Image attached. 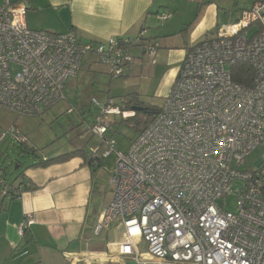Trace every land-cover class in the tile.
I'll use <instances>...</instances> for the list:
<instances>
[{
	"label": "built area",
	"instance_id": "1",
	"mask_svg": "<svg viewBox=\"0 0 264 264\" xmlns=\"http://www.w3.org/2000/svg\"><path fill=\"white\" fill-rule=\"evenodd\" d=\"M25 12L24 1L0 4V110L18 116L41 115L65 99L66 82L78 76L85 55L116 78L136 60L132 46L150 57L156 51L144 29L131 39L80 41L73 29H30ZM239 62L253 71L248 86L231 79ZM92 103L98 113L87 132L105 149L91 147L90 159L115 154L111 195L93 231L99 235L112 223L123 227L122 239L111 243L116 254L103 264H121L122 257L136 264H264V151L254 167L245 168L246 155L264 148V0L190 47L163 104L124 152L115 149L109 116L127 118L134 111L113 99ZM9 135L28 144L14 124L0 129V142ZM25 186L11 185L0 165L2 199L19 197ZM231 195L234 212L224 209ZM34 221L32 213L24 214L20 237ZM135 239L145 241V253L135 248Z\"/></svg>",
	"mask_w": 264,
	"mask_h": 264
},
{
	"label": "crops",
	"instance_id": "2",
	"mask_svg": "<svg viewBox=\"0 0 264 264\" xmlns=\"http://www.w3.org/2000/svg\"><path fill=\"white\" fill-rule=\"evenodd\" d=\"M9 1H24L30 29L52 33L73 29L80 41L131 39L144 29L146 39L157 45L155 54L150 57L140 46L129 49L136 60L126 66L123 76L115 78L123 79L120 83L124 86L117 94L141 91L145 80L160 79L158 92L165 97L187 51L213 34L219 15L214 0ZM163 13L167 14L165 20L160 18ZM93 63L88 58L86 69L97 72L95 69L100 68ZM135 79L140 81L137 87ZM132 98L124 97L120 103ZM79 149L56 150L24 166L16 180L8 179L11 185L30 186H25L19 197H0V264H103L109 255L116 254L111 243L122 239V225L112 223L99 235L93 231L111 195L112 172L106 169L104 159H90L89 149L46 165H34ZM26 213H32L35 221L28 234L20 237L17 225ZM134 243L139 252H146L145 241L135 239ZM85 257H90L89 261ZM121 264L136 262L122 257ZM149 264L157 262L151 260Z\"/></svg>",
	"mask_w": 264,
	"mask_h": 264
},
{
	"label": "rangeland",
	"instance_id": "3",
	"mask_svg": "<svg viewBox=\"0 0 264 264\" xmlns=\"http://www.w3.org/2000/svg\"><path fill=\"white\" fill-rule=\"evenodd\" d=\"M214 1L219 5V15L217 27L213 29V36L223 25L235 23L240 12L251 7L256 0ZM253 28H255L254 25ZM251 29L252 27L249 28L250 31ZM88 58H91L95 62L93 64L100 68L95 69L97 72L94 69H86ZM103 71L106 72L105 66L98 63L93 55H85L78 76L71 77L66 82L65 99L55 103L43 114L18 116L8 109L0 110V129L6 130L14 124L28 139L27 145L16 143L10 136L0 142V165L3 166L8 179L16 180L24 166L43 156H49L56 150L62 152L78 147L89 151L90 147L95 146H100L101 150H104L105 146L100 145L99 139L87 132V125H92L98 113V107L92 103V99H98L101 102L113 99L117 105H121V99L131 96L133 100L125 106V109H130L133 105L148 109V111H138L136 116L131 115L132 117L127 118L121 115L109 116L113 122L110 135L116 142L115 149L122 152L127 149L140 129L152 117L149 111L157 110L164 102V96L158 92L160 79L145 80L141 91L117 94L118 90L124 88L120 83L123 79H115ZM134 82L135 87L140 84V81L136 79ZM263 151V146H257L251 150L245 157V168L254 167V163ZM104 162L106 169L113 172L115 154L105 157ZM15 165H18L17 168ZM239 168L242 169V167ZM224 201L226 211L236 210L235 196L231 195Z\"/></svg>",
	"mask_w": 264,
	"mask_h": 264
},
{
	"label": "trees",
	"instance_id": "4",
	"mask_svg": "<svg viewBox=\"0 0 264 264\" xmlns=\"http://www.w3.org/2000/svg\"><path fill=\"white\" fill-rule=\"evenodd\" d=\"M258 1V0H257ZM252 78H253V71L251 69V67L245 63H235L232 67H231V79L236 82V83H239V84H242V85H245V86H248L251 84V81H252ZM133 99H131L130 101H128L126 103V105L128 106L129 102H131ZM133 106H136V105H133ZM141 107V106H139ZM143 111H148L147 108H144L142 107ZM130 109H132V107H130ZM158 111L157 110H154L152 112L149 111L151 113V118L148 119L147 123L145 124V126L140 129L139 133L142 132L144 130V128L152 121L155 113ZM137 112L138 111H134V115L133 116H136L137 115ZM140 112V111H139ZM132 117V116H131ZM10 136V135H9ZM8 137V136H7ZM11 137V136H10ZM12 138V137H11ZM13 139V138H12ZM14 140V139H13ZM15 141V140H14ZM16 142V141H15ZM18 143V142H16ZM85 150L82 148V149H79V150H75L73 152H70V153H67V154H63V155H60V156H57V157H54V158H50L48 160H43V161H40L34 165H46L47 163L49 162H54V161H59V160H63V159H66L68 158L69 156L73 155V154H79V153H84ZM28 188V187H26ZM34 264H41L40 262H36Z\"/></svg>",
	"mask_w": 264,
	"mask_h": 264
},
{
	"label": "water",
	"instance_id": "5",
	"mask_svg": "<svg viewBox=\"0 0 264 264\" xmlns=\"http://www.w3.org/2000/svg\"><path fill=\"white\" fill-rule=\"evenodd\" d=\"M132 110L133 111H142L143 108L142 107H139V106H132ZM18 165H15V168H17Z\"/></svg>",
	"mask_w": 264,
	"mask_h": 264
}]
</instances>
